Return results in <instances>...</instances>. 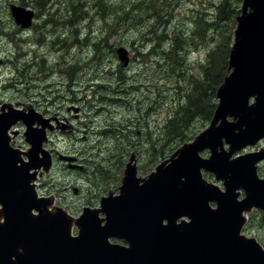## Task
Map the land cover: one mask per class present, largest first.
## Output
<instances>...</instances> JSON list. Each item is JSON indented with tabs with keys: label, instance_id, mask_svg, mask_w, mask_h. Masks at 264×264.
Segmentation results:
<instances>
[{
	"label": "water",
	"instance_id": "water-1",
	"mask_svg": "<svg viewBox=\"0 0 264 264\" xmlns=\"http://www.w3.org/2000/svg\"><path fill=\"white\" fill-rule=\"evenodd\" d=\"M10 9L17 26L31 28L34 10L14 3ZM236 20L230 72L217 90L210 125L145 177L132 156L119 193L102 196L99 207L84 206L78 217L54 208L36 189L39 170L52 164L44 146L51 119L2 104L0 264H264L262 246L241 235L243 212L254 206L264 212V178L257 171L264 150L237 153L264 138V0H243ZM117 54L127 67L128 49ZM19 122L26 151L11 145L9 131ZM241 190L245 197L238 200Z\"/></svg>",
	"mask_w": 264,
	"mask_h": 264
},
{
	"label": "rangeland",
	"instance_id": "rangeland-1",
	"mask_svg": "<svg viewBox=\"0 0 264 264\" xmlns=\"http://www.w3.org/2000/svg\"><path fill=\"white\" fill-rule=\"evenodd\" d=\"M44 1L38 7L34 0H0V105L45 109L47 116L59 111L72 118L67 106L83 107L81 119L92 128L86 127L87 137L81 131L73 136L60 132L56 138L64 135L65 141L48 142L47 147L78 157L84 169L58 161L51 176L40 177L37 188L53 199L54 208L76 216L86 205L99 207L102 196L119 193L132 156L138 175L145 177L210 125L211 120L197 117L188 130L191 140L177 143L162 137L161 128L200 73L198 62L217 41L215 31L214 38L209 34L208 43L200 45L193 36L194 20L200 11L215 18L220 0H109L122 7L121 14H113L116 7L101 9L96 0ZM12 3L37 13L34 28L22 30L15 24ZM77 4L87 14L74 16ZM237 5L238 14L242 0H234L232 8ZM176 41L187 47L179 63L165 55ZM121 46L129 50L127 67L118 58ZM209 154V149L202 152ZM257 212L254 231L264 240V218Z\"/></svg>",
	"mask_w": 264,
	"mask_h": 264
},
{
	"label": "trees",
	"instance_id": "trees-1",
	"mask_svg": "<svg viewBox=\"0 0 264 264\" xmlns=\"http://www.w3.org/2000/svg\"><path fill=\"white\" fill-rule=\"evenodd\" d=\"M233 2L234 0H220L215 5L217 7L215 18H207V12L200 11L194 20L196 27L193 31V36L199 38L201 41L200 45L208 43L209 34H212V38H214L213 32L215 31L217 33V41L207 50L202 61L198 62L199 75L195 76V80L188 83L183 101L175 108L171 117L166 121L164 127L161 128L162 137H167L166 141L173 140L177 143L179 141L183 143L190 140L192 136L188 130L193 120L197 117H202L205 121H209L213 117L217 107V90L229 73L228 57L236 25L235 16L239 8V5H237V8L233 9ZM236 2H241V0H236ZM34 3L38 7L45 5L44 0H34ZM23 4L26 3L23 2ZM96 5L101 9L111 6L116 7L113 14H121V11H123L122 7L116 6L109 0H103L102 4L97 3L96 0ZM74 7V16L87 14V11L82 10V5L77 4ZM67 19H69L70 23H73L74 19L70 17ZM180 41H182L181 38ZM64 42H66L65 39ZM186 50L187 47L185 45L178 44V42L177 44L174 43L172 49L165 53L166 59L169 61L177 59L179 63V58L185 55ZM163 146H165V143L162 144ZM157 148V146L153 145L155 155H157Z\"/></svg>",
	"mask_w": 264,
	"mask_h": 264
},
{
	"label": "flooded vegetation",
	"instance_id": "flooded-vegetation-1",
	"mask_svg": "<svg viewBox=\"0 0 264 264\" xmlns=\"http://www.w3.org/2000/svg\"><path fill=\"white\" fill-rule=\"evenodd\" d=\"M20 3H19V5H20ZM35 19H37V13H35V17H34V20H33V25H32L33 28H34ZM251 102H253V99L251 100ZM2 104H5V103H2ZM39 108H41V107L39 106ZM43 110L44 111H41L42 113H44L45 115L48 114V112H49L48 110H45V109H43ZM83 111L84 110H83L82 106H75V105L67 106L66 112H69V113L72 112L71 114H72L73 118H77V119H75L76 121L78 120L76 124L71 122V120L73 119L72 117H67L66 115L60 116V112L59 111H56L55 113H52L53 115H50V116L46 115L47 118H52L51 125L53 126L52 129L48 130V142H56V141H60V139L62 141H65L66 137H64V135H62V137L60 139L56 138V137L59 136L60 132L62 134L68 133L67 136L68 135L69 136L70 135L73 136V135L76 134L77 131H81L84 134L83 137L86 138L87 137V133H88V130H87L86 127H88L89 130H91V131H92V128L89 126V124H87L86 120L83 121V119H81V117L83 118ZM19 125L21 126V124H19ZM82 127H83V129H82ZM15 130H18V131H16L17 133L14 134L13 137H12V145L14 147H15V145H18L20 147H22V145L25 146V144L21 140V139H23V137H22L23 128L21 130L16 128ZM100 134H102V131L100 132ZM48 142L45 144V146L51 153L52 164H51L50 169L48 171L44 170L43 168H41L39 170L38 180L43 175L44 176L45 175L51 176L50 173H52L53 167L55 166V164L58 161L67 164V167H69V168L80 169V170L84 169L83 165H79L77 163V161L79 160L78 157L73 156V155L63 154V153H61V151L57 150L55 147L49 149L47 147L48 146L47 145ZM260 148L264 150V138L259 140L257 142V144H255L254 146H249L246 149H244L242 151V153L255 152V151H257ZM257 171H258L259 177L260 178H264V174H263L264 173V159H262L261 161H259L257 163ZM210 173L211 172L204 171V175L203 176L206 179H209V180L211 179L213 181H216L215 177H214L215 176L214 173H211V174ZM219 184L222 186V182H219ZM37 186H39V183H37ZM244 197H245V192H244V190H241L240 191V196L238 197V200H242ZM210 204H211L212 207L216 206V204L214 202H211ZM86 206H89V205H86ZM92 207H95V206H92ZM253 210H255V211H253ZM258 210H260V209H257V208L254 207V208H251L248 212L242 214V217H243V220H244V224H243L242 229H241V235H243L245 237H249V238L256 237L260 241V243L264 246V240L261 239V236H260L259 233H255V231H254V227H255L256 222H257L256 215L258 213L257 212ZM260 211L262 212V217H263V211L262 210H260ZM250 212H252V213H250ZM79 214L80 213H78V215H76L75 217H78ZM262 221H263V219H262ZM259 224H261V223L259 222ZM252 233H255L256 236L249 235V234H252ZM111 241L114 242V243H120V244L128 245V243L124 239H120V238H111Z\"/></svg>",
	"mask_w": 264,
	"mask_h": 264
},
{
	"label": "bare ground",
	"instance_id": "bare-ground-1",
	"mask_svg": "<svg viewBox=\"0 0 264 264\" xmlns=\"http://www.w3.org/2000/svg\"><path fill=\"white\" fill-rule=\"evenodd\" d=\"M117 91V90H116ZM35 184H37V182H35ZM37 187V186H36Z\"/></svg>",
	"mask_w": 264,
	"mask_h": 264
}]
</instances>
